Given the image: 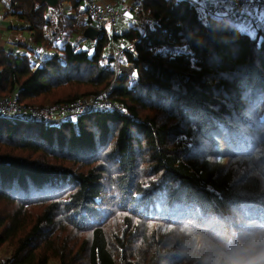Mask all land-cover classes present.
Wrapping results in <instances>:
<instances>
[{"label":"trees","instance_id":"1","mask_svg":"<svg viewBox=\"0 0 264 264\" xmlns=\"http://www.w3.org/2000/svg\"><path fill=\"white\" fill-rule=\"evenodd\" d=\"M61 1L4 0L31 33L0 50V96L55 106L110 87L120 111L0 118V264H192L178 228L217 234L226 209L241 235L264 226V20L253 38L189 0H129L148 23L86 48L66 34L92 17Z\"/></svg>","mask_w":264,"mask_h":264},{"label":"built area","instance_id":"2","mask_svg":"<svg viewBox=\"0 0 264 264\" xmlns=\"http://www.w3.org/2000/svg\"><path fill=\"white\" fill-rule=\"evenodd\" d=\"M84 7L88 10L89 15L93 19V26L97 28L100 33H106L109 37H113V33L116 30L117 19L121 16L119 11L116 10L115 5L110 2H103L101 0H81ZM198 8L205 10L201 4L195 3ZM222 5L229 8V14L227 16L218 17L214 14V11L208 9L207 13L214 17L224 18L232 17L236 21L243 19L238 13L242 12L244 7L247 6L253 13L251 17V27L258 29L261 27L262 20L256 19V12L259 11L261 6H264V0H251L247 3V0H219ZM61 2V0H60ZM67 3L63 5V11L66 13ZM123 7H126L124 4ZM4 17V16H3ZM142 23L147 24V20L142 18ZM8 27L11 29H17L21 27L19 23H13L7 20ZM0 26H4L2 23ZM64 33L61 31L58 35L59 40H63ZM28 39V37H27ZM27 41V40H26ZM117 43V42H116ZM113 44V58L114 67L119 75H133L134 64L129 62L125 58V51L131 45L125 44ZM110 87L104 90L100 94L91 95L85 98L78 99L69 103H61L55 106H24L21 105L13 96H0V118L1 119H17L20 121L29 122H60L73 116L94 112V111H120L117 105L107 99Z\"/></svg>","mask_w":264,"mask_h":264},{"label":"clouds","instance_id":"3","mask_svg":"<svg viewBox=\"0 0 264 264\" xmlns=\"http://www.w3.org/2000/svg\"><path fill=\"white\" fill-rule=\"evenodd\" d=\"M213 216L220 229L217 234L191 225L176 230L177 235L188 238L185 255L192 264H264V226L241 235L235 231L233 210L218 211Z\"/></svg>","mask_w":264,"mask_h":264},{"label":"crops","instance_id":"4","mask_svg":"<svg viewBox=\"0 0 264 264\" xmlns=\"http://www.w3.org/2000/svg\"><path fill=\"white\" fill-rule=\"evenodd\" d=\"M101 1L113 3L116 7H120L123 3L121 1H109V0H101ZM192 1H194L195 3L201 4L203 6V8H205L204 11H206L208 9L214 11V14L218 17H223V16L225 17L229 14V11H230L229 8L222 5V3L219 0H192ZM66 3L68 4V2H66ZM129 3H130V1L128 0L125 2V5H127V4L129 5ZM0 4H1V6H0V24L2 23L4 25V26H0V49H1V47L6 48L7 45H9L7 47V49H10V48H12L13 42L16 43V41H18L20 39V37H23L24 41H26L28 36L26 34H24V31L22 32L21 30H16V29L13 30L7 26L8 25L7 19L8 18L3 17L4 11H2V10H4V7H5L4 0H0ZM69 13H71V11ZM226 19L231 21L232 23L235 22V20L232 17H229V18L227 17ZM250 20H251V17H248V16L243 17L242 20L237 22L238 27H239L240 23H244L245 25H247ZM116 31L120 32L118 25H116ZM18 50H23V49L20 48Z\"/></svg>","mask_w":264,"mask_h":264},{"label":"rangeland","instance_id":"5","mask_svg":"<svg viewBox=\"0 0 264 264\" xmlns=\"http://www.w3.org/2000/svg\"><path fill=\"white\" fill-rule=\"evenodd\" d=\"M38 1L40 3L44 2L43 0H38ZM61 2L63 3V1H61ZM130 5L131 4H129V5L127 4L126 7H123V5H121L120 7H116L115 6L116 10H118L120 15H121V17H119L117 19V25H118L119 30H122L124 27H129L130 24H133L135 22H140L142 20V17L141 16H140V18L137 17V15L134 12L133 13L131 12V14H130V11L128 9L130 7ZM0 6H1V4H0ZM2 11H5V7H4V10H2ZM3 14H4V12H3ZM4 17L8 18L7 20L12 21L13 23H19L21 25V27L17 28V30H21L22 32L24 31V34H26L29 37V33H31V32H30V30H27L25 22H23L22 20L18 19L17 17H11V16H4ZM86 17H87V14L84 11V6L82 5L80 7L79 18L77 19V22H78L79 26H83L86 23ZM237 22L238 21L235 20V22H233V23H234L235 26L238 27V23ZM82 32L77 33L76 30H73L72 32H70V33L68 32L66 34V38H68L70 36L71 40L73 39L74 43H76L77 45H80L82 47H86V48H89L90 46L93 47V43L92 42H94V41L89 39V38L84 37ZM27 41H28V39H27ZM118 44H121V43H118ZM8 46L9 45H7V47ZM7 47L6 48L1 47V49L10 51V49H12L13 47L18 48V47L15 46L14 42L12 43V48L7 49ZM111 52L113 54V46L111 48ZM10 95L12 96V94H10ZM7 96H9V95H7ZM1 97H3V96H1ZM36 107H38V106H36Z\"/></svg>","mask_w":264,"mask_h":264},{"label":"snow or ice","instance_id":"6","mask_svg":"<svg viewBox=\"0 0 264 264\" xmlns=\"http://www.w3.org/2000/svg\"><path fill=\"white\" fill-rule=\"evenodd\" d=\"M251 0H247V3H250ZM241 17L243 16H248V17H252L253 13L252 11L245 6L243 11L238 13ZM256 19L259 20H264V6H261L259 11L256 12ZM240 30L246 34H249L250 36H252L253 38H255V30L251 27V20L249 21V23L247 25H245L244 23H240ZM147 186V185H146ZM120 216H127L129 215L128 213H120ZM116 222H120L123 223L122 220H114L113 223ZM136 223H139V221H136ZM148 229L151 230L153 227H158V225H154V224H148L147 225ZM91 235V234H90Z\"/></svg>","mask_w":264,"mask_h":264},{"label":"water","instance_id":"7","mask_svg":"<svg viewBox=\"0 0 264 264\" xmlns=\"http://www.w3.org/2000/svg\"><path fill=\"white\" fill-rule=\"evenodd\" d=\"M43 1L44 3H47L52 8H56L60 2V0H43ZM82 34L84 37L89 38L94 41L99 37L100 31L97 28H95L93 25H89L83 30Z\"/></svg>","mask_w":264,"mask_h":264},{"label":"bare ground","instance_id":"8","mask_svg":"<svg viewBox=\"0 0 264 264\" xmlns=\"http://www.w3.org/2000/svg\"><path fill=\"white\" fill-rule=\"evenodd\" d=\"M152 4H153V3H152ZM160 5H161V4H160ZM153 7H154V6H153ZM153 7H152V8H153ZM156 7H157V6H156ZM158 9H160V7H158ZM158 18H160V17H158ZM149 24H150V23H149ZM130 25H131V24H130ZM130 25H129V26H130ZM152 25H153V24H152ZM145 29H148V27L145 28ZM150 29H151V28H150ZM145 32H146V30H145ZM152 32H153V30H152ZM152 32H151V33H152ZM149 33H150V32H149ZM149 33L146 32L145 34H149ZM153 33H154V32H153ZM157 34H158V33H157ZM157 34H156V35H157ZM160 34H161V33H160ZM160 34H159V35H160ZM162 34H163V33H162ZM153 35H154V34H153ZM154 36H155V35H154ZM187 55H189V54H187ZM134 73H135V71H134ZM123 77H124V76H123ZM128 77H129V76H128ZM132 77H133V76H132ZM125 78H127V77H125ZM125 78H124V79H125ZM129 78L131 79V77H129ZM133 78H134V77H133ZM94 113H95V112H94ZM98 113H99V111H98ZM87 114H88V113H87ZM92 115H93V114H92ZM90 116H91V115H90ZM93 117H95V116L93 115Z\"/></svg>","mask_w":264,"mask_h":264}]
</instances>
